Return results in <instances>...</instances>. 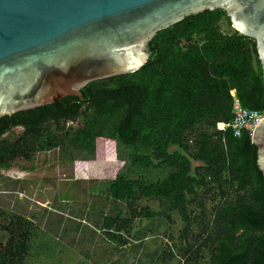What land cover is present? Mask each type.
Here are the masks:
<instances>
[{"label":"trees","instance_id":"1","mask_svg":"<svg viewBox=\"0 0 264 264\" xmlns=\"http://www.w3.org/2000/svg\"><path fill=\"white\" fill-rule=\"evenodd\" d=\"M222 22L230 27L223 10L187 17L153 36L136 72L89 83L83 100L64 97L0 118V171L52 150L62 160L88 159L96 139L115 141L129 167L104 184L106 197L126 209L102 219L109 240L124 245L121 234L136 218L170 221L177 213L179 245L165 246L153 264H264L257 149L245 130L234 137L215 129L231 119L232 90L243 108L264 111L263 71L254 41L224 33ZM74 121L80 125L66 127ZM17 127L19 136L7 139ZM141 199L156 200L158 210L137 209ZM34 228L0 211V264H25Z\"/></svg>","mask_w":264,"mask_h":264},{"label":"water","instance_id":"2","mask_svg":"<svg viewBox=\"0 0 264 264\" xmlns=\"http://www.w3.org/2000/svg\"><path fill=\"white\" fill-rule=\"evenodd\" d=\"M215 10L254 41L264 78V0H0V118L83 100L89 83L139 70L157 32ZM251 142L264 178V118Z\"/></svg>","mask_w":264,"mask_h":264},{"label":"rangeland","instance_id":"3","mask_svg":"<svg viewBox=\"0 0 264 264\" xmlns=\"http://www.w3.org/2000/svg\"><path fill=\"white\" fill-rule=\"evenodd\" d=\"M221 29L224 33L234 30L225 22ZM21 132L20 127L14 128L7 139L14 140ZM127 167L115 141L98 138L95 153L88 159L78 155L71 161L62 160L57 150H52L1 170L0 211L7 218L18 214L30 219L35 227L25 264H153L165 246L175 251L172 244L179 245L183 226L177 213H171L170 221L161 217L134 219L121 234L124 245L109 240L100 229L104 216L126 210L106 197L104 184ZM151 176L161 177L162 173ZM145 206L153 211L159 208L152 199L136 204L137 209ZM205 206L209 211L212 204L208 201ZM178 261L175 258L174 264Z\"/></svg>","mask_w":264,"mask_h":264},{"label":"built area","instance_id":"4","mask_svg":"<svg viewBox=\"0 0 264 264\" xmlns=\"http://www.w3.org/2000/svg\"><path fill=\"white\" fill-rule=\"evenodd\" d=\"M230 96L232 98L231 119L227 123H216L215 129L217 131H224L230 128L234 137H239L241 132L245 130L251 137L253 124L264 118V111L243 108L236 98L235 91L233 90L230 91ZM189 144H191V141H189Z\"/></svg>","mask_w":264,"mask_h":264}]
</instances>
